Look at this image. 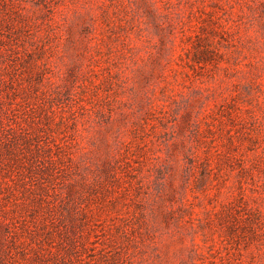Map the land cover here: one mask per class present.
<instances>
[{"label": "rangeland", "instance_id": "obj_1", "mask_svg": "<svg viewBox=\"0 0 264 264\" xmlns=\"http://www.w3.org/2000/svg\"><path fill=\"white\" fill-rule=\"evenodd\" d=\"M0 264H264V0H0Z\"/></svg>", "mask_w": 264, "mask_h": 264}]
</instances>
